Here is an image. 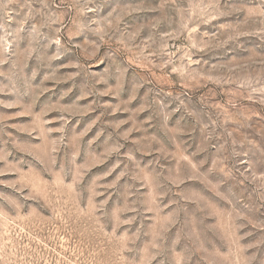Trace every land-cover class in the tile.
Returning <instances> with one entry per match:
<instances>
[{"label":"rangeland","instance_id":"obj_1","mask_svg":"<svg viewBox=\"0 0 264 264\" xmlns=\"http://www.w3.org/2000/svg\"><path fill=\"white\" fill-rule=\"evenodd\" d=\"M0 264H264V0H0Z\"/></svg>","mask_w":264,"mask_h":264}]
</instances>
